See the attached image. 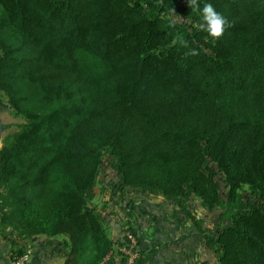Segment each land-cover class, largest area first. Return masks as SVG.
Wrapping results in <instances>:
<instances>
[{
	"label": "trees",
	"instance_id": "trees-1",
	"mask_svg": "<svg viewBox=\"0 0 264 264\" xmlns=\"http://www.w3.org/2000/svg\"><path fill=\"white\" fill-rule=\"evenodd\" d=\"M198 4L0 0V95L26 119L0 149L3 228L64 264H111L88 205L109 153L122 187L220 209L203 232L219 264H264V0Z\"/></svg>",
	"mask_w": 264,
	"mask_h": 264
},
{
	"label": "rangeland",
	"instance_id": "rangeland-1",
	"mask_svg": "<svg viewBox=\"0 0 264 264\" xmlns=\"http://www.w3.org/2000/svg\"><path fill=\"white\" fill-rule=\"evenodd\" d=\"M25 122L26 119L9 107L7 97L1 94L0 149ZM112 162V157L106 153L93 194L88 201V205L100 216L109 238L114 243L113 257L108 263L112 260L111 264H123L120 248L127 226L141 245L142 264H166L169 258H174L170 255V250L177 245L185 248L186 257L189 248L202 251L205 248L203 259L200 258V261L219 264L214 250L206 245L203 232L207 230L215 232V222L220 209L206 210L200 199L194 196L176 201L161 192L122 187ZM6 192V187L0 186V194ZM1 204L3 200L0 198V216L5 209L1 208ZM11 231L10 227L3 228L0 223V239L7 242L14 252L22 251L32 255L40 243L49 241L47 237L27 238ZM179 240L180 242L176 243ZM190 257L192 256H188L187 260ZM196 263L199 262L191 258L188 264Z\"/></svg>",
	"mask_w": 264,
	"mask_h": 264
},
{
	"label": "crops",
	"instance_id": "crops-1",
	"mask_svg": "<svg viewBox=\"0 0 264 264\" xmlns=\"http://www.w3.org/2000/svg\"><path fill=\"white\" fill-rule=\"evenodd\" d=\"M179 242L180 240L177 241L176 243ZM39 245L40 246L37 247L36 252L32 254L31 261L28 264H64L63 257L53 256L49 248H46V246H44L42 243H40ZM185 247H187V245ZM184 249L185 248L182 245H177V247L172 248L170 250V255L173 256L174 258L173 259L169 258L166 264H188L191 258L193 259L195 258L196 262L207 264L206 261H200V258L201 260L203 259L202 255L203 252L206 250L205 248H203L204 251H202V249L189 248L187 251L188 254L187 257L192 256L189 258V260H187V257L184 255ZM11 250H12L11 246L7 244V242L2 241L0 239V264H12ZM154 259L155 258H153V260Z\"/></svg>",
	"mask_w": 264,
	"mask_h": 264
},
{
	"label": "clouds",
	"instance_id": "clouds-1",
	"mask_svg": "<svg viewBox=\"0 0 264 264\" xmlns=\"http://www.w3.org/2000/svg\"><path fill=\"white\" fill-rule=\"evenodd\" d=\"M189 6L195 10L199 8L198 0H189ZM202 12V23L200 28L206 30L210 36L214 38H220L225 31L226 26H230L226 18L218 13L212 3H205L201 9ZM206 26V27H205ZM181 44L185 47L186 42L181 39ZM192 55L197 54L194 50L190 53Z\"/></svg>",
	"mask_w": 264,
	"mask_h": 264
},
{
	"label": "built area",
	"instance_id": "built-area-1",
	"mask_svg": "<svg viewBox=\"0 0 264 264\" xmlns=\"http://www.w3.org/2000/svg\"><path fill=\"white\" fill-rule=\"evenodd\" d=\"M186 1V0H182ZM125 238L128 243L120 248L122 253L127 256L126 264H135L136 260L139 258L138 240L133 234L132 230L126 226L125 228ZM32 255L30 253H24L20 256L11 258L12 264H28L31 261Z\"/></svg>",
	"mask_w": 264,
	"mask_h": 264
}]
</instances>
